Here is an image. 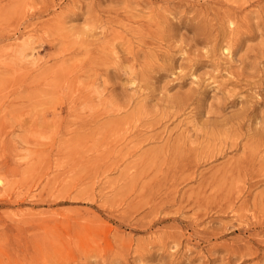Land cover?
Returning <instances> with one entry per match:
<instances>
[{
	"label": "rangeland",
	"instance_id": "obj_1",
	"mask_svg": "<svg viewBox=\"0 0 264 264\" xmlns=\"http://www.w3.org/2000/svg\"><path fill=\"white\" fill-rule=\"evenodd\" d=\"M0 264H264V0H0Z\"/></svg>",
	"mask_w": 264,
	"mask_h": 264
},
{
	"label": "bare ground",
	"instance_id": "obj_2",
	"mask_svg": "<svg viewBox=\"0 0 264 264\" xmlns=\"http://www.w3.org/2000/svg\"><path fill=\"white\" fill-rule=\"evenodd\" d=\"M18 51V50H17ZM21 52V51H20ZM225 58V57H224ZM23 59V58H22ZM232 62V61H231ZM154 238V237H153Z\"/></svg>",
	"mask_w": 264,
	"mask_h": 264
}]
</instances>
